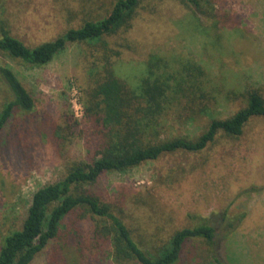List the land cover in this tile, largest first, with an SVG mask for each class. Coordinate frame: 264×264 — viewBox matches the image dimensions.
Wrapping results in <instances>:
<instances>
[{
	"label": "rangeland",
	"instance_id": "374dc122",
	"mask_svg": "<svg viewBox=\"0 0 264 264\" xmlns=\"http://www.w3.org/2000/svg\"><path fill=\"white\" fill-rule=\"evenodd\" d=\"M115 1L0 0V21L35 46L80 26L84 18L108 15ZM205 5L209 14L199 20L181 0H145L134 26L109 39L123 50L116 69L131 82L151 54L166 56L173 67L189 60L205 65L218 89L209 110L228 117L246 105L242 91L257 87L264 94V0ZM99 55L93 46L74 43L50 63L33 67L0 54V62L14 69L35 99L33 110L14 112L0 136V247L22 228L37 189L62 179L72 162L92 160L97 135L85 100L104 73L102 64H92ZM2 88L0 80V110ZM173 113L164 137H197L209 122L206 115L191 121ZM89 188L155 246L204 216L219 227L226 264H264L263 116L253 118L240 137L221 133L203 151L168 153L124 172H107ZM226 212L230 219L244 215L229 234L221 218ZM94 229L90 214L73 212L31 264H115ZM205 255L204 244L191 240L180 264H200Z\"/></svg>",
	"mask_w": 264,
	"mask_h": 264
},
{
	"label": "trees",
	"instance_id": "16d2710c",
	"mask_svg": "<svg viewBox=\"0 0 264 264\" xmlns=\"http://www.w3.org/2000/svg\"><path fill=\"white\" fill-rule=\"evenodd\" d=\"M144 1L116 0L108 15L84 18L80 26L70 27L55 39L35 46L14 35L0 21L2 55L35 67L50 63L70 44H87L100 52L98 61L92 64H102L104 72L89 88L85 100L86 117L97 135L92 160L72 162L62 179L35 191L22 228L4 238L0 264H31L59 237L64 220L78 210L93 218L95 237L103 242L100 245L110 247L115 264H180L185 247L195 239L205 246L206 255L200 264H226L220 257L219 227L211 218L201 216L198 223L178 229L166 243L155 246L138 237L112 204L89 188L107 172H124L168 153L203 151L221 133L240 137L253 118L264 117V94L257 87L239 93L246 105L231 116L219 117L214 110L210 111L209 104L217 100L214 91L218 89L206 66L198 61L189 60L173 67L166 56L151 54L140 74L134 75V81L122 77L116 61L123 50L113 46L109 38L134 26ZM181 1L193 9L199 20L200 14H209L207 0ZM198 27L201 28L199 23ZM0 80L4 95L1 136L14 112L33 110L35 99L14 69L1 62ZM172 113L191 121L206 115L209 122L197 137H164ZM243 217L230 219L224 213L221 218L226 222V234L237 228Z\"/></svg>",
	"mask_w": 264,
	"mask_h": 264
}]
</instances>
